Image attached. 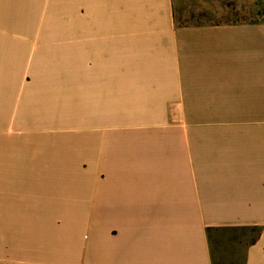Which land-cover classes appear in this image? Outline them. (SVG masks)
I'll return each mask as SVG.
<instances>
[{
  "label": "crops",
  "instance_id": "1",
  "mask_svg": "<svg viewBox=\"0 0 264 264\" xmlns=\"http://www.w3.org/2000/svg\"><path fill=\"white\" fill-rule=\"evenodd\" d=\"M239 225L264 264V21L0 0V264H213Z\"/></svg>",
  "mask_w": 264,
  "mask_h": 264
},
{
  "label": "rangeland",
  "instance_id": "2",
  "mask_svg": "<svg viewBox=\"0 0 264 264\" xmlns=\"http://www.w3.org/2000/svg\"><path fill=\"white\" fill-rule=\"evenodd\" d=\"M178 25L264 21V0H172ZM257 230L250 226L213 228L208 241L213 264H245V250Z\"/></svg>",
  "mask_w": 264,
  "mask_h": 264
}]
</instances>
